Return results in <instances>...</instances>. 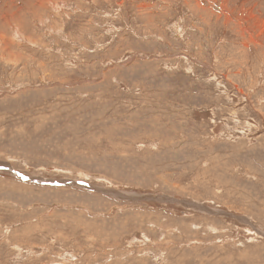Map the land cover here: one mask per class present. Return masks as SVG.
<instances>
[{"label":"rangeland","instance_id":"374dc122","mask_svg":"<svg viewBox=\"0 0 264 264\" xmlns=\"http://www.w3.org/2000/svg\"><path fill=\"white\" fill-rule=\"evenodd\" d=\"M0 264H264V0H0Z\"/></svg>","mask_w":264,"mask_h":264}]
</instances>
